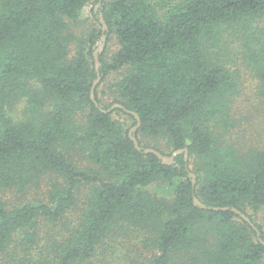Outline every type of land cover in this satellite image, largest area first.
Instances as JSON below:
<instances>
[{
	"label": "trees",
	"instance_id": "1",
	"mask_svg": "<svg viewBox=\"0 0 264 264\" xmlns=\"http://www.w3.org/2000/svg\"><path fill=\"white\" fill-rule=\"evenodd\" d=\"M85 2L0 0V264H264V148L228 135L239 67L264 104V0H87L82 37Z\"/></svg>",
	"mask_w": 264,
	"mask_h": 264
},
{
	"label": "rangeland",
	"instance_id": "2",
	"mask_svg": "<svg viewBox=\"0 0 264 264\" xmlns=\"http://www.w3.org/2000/svg\"><path fill=\"white\" fill-rule=\"evenodd\" d=\"M97 5L98 4L91 3L90 15L87 18H81L80 14L79 19L72 22L71 28L75 34L85 37L90 34L94 27L96 28L98 26L96 17L92 13L93 8L94 12L100 15V5ZM96 6L97 9H95ZM223 39L228 40L231 44L230 52H222L224 54V60H228L229 62L231 58L239 60L241 58V54H239L238 51H240L241 46H239V41L235 37L234 33L230 29L226 28L223 31ZM235 40H237V43ZM96 46L97 48L102 46L101 38L96 43ZM116 48V39H112L108 48L109 55H112ZM230 64H232V62ZM239 68L241 70V82L245 90L242 92L241 96L236 99L235 103H233V109L236 114L235 117L240 121L235 128L230 129V133H228V135H232L233 141L239 145L242 151L250 150L252 149V146L264 148V104H261L262 106L257 107L251 113H247L245 110L246 108L249 109L252 106L248 105V102H252V99H254V95L252 93L254 91V87L257 86V79L244 65ZM4 197L11 200L24 198L23 196L17 197L14 192L10 191L5 193Z\"/></svg>",
	"mask_w": 264,
	"mask_h": 264
},
{
	"label": "water",
	"instance_id": "3",
	"mask_svg": "<svg viewBox=\"0 0 264 264\" xmlns=\"http://www.w3.org/2000/svg\"><path fill=\"white\" fill-rule=\"evenodd\" d=\"M99 5V4H98ZM97 5V6H98ZM97 6L95 9H97ZM100 21L102 23V26H103V29L104 30H107L108 26L103 18V15L100 13ZM106 39H107V35L106 34H103L101 36V41H102V46H99L97 48V46L95 45L94 46V52H93V55H94V58H95V62H96V67L97 69L100 67V59H99V55L100 53L103 51V48H104V45H105V42H106ZM101 75H98V77L95 79L94 83H93V86H92V89H91V98L93 101H96V97H95V88H96V85L99 83V81L101 80ZM116 107H119V108H123L125 111L127 112H130V113H133L137 118H138V122L137 124H135L131 129H130V132H129V135L131 137V139L134 141V144L136 146L137 149L139 150H144L145 152H152V153H155L164 163H168V164H172L174 162V159H175V156L184 152L185 151V155L187 156L188 155V148H185V149H178V150H175V152H173L171 155H165L163 154L162 152H160L159 150L155 149V148H152V147H146V148H142L141 145L139 144V141L137 139V136H136V131L137 129L140 127L141 125V121L139 119V116L136 112H133V111H130L128 110L127 108L124 107V105L122 104H119V103H115L113 104L109 110H113L114 108ZM190 176L192 177L193 179V183L195 184L196 182V174L195 173H190ZM194 201L201 205L202 207L204 208H207L208 206L206 204H204L202 201L199 200V198H197L196 196L194 197ZM212 208V207H210ZM214 209H224V210H227L228 207H215ZM233 211H235L236 213L240 214L243 218H245L247 221H249L254 227L255 229L257 230V234L258 236H260V231L258 230V228L254 225V223L251 221V219L246 215L244 214L241 210H239L238 208L236 207H233L232 208ZM263 244H264V240H262Z\"/></svg>",
	"mask_w": 264,
	"mask_h": 264
},
{
	"label": "clouds",
	"instance_id": "4",
	"mask_svg": "<svg viewBox=\"0 0 264 264\" xmlns=\"http://www.w3.org/2000/svg\"><path fill=\"white\" fill-rule=\"evenodd\" d=\"M90 10H91V3L87 2L86 0V2L81 8V18H87L90 15Z\"/></svg>",
	"mask_w": 264,
	"mask_h": 264
}]
</instances>
